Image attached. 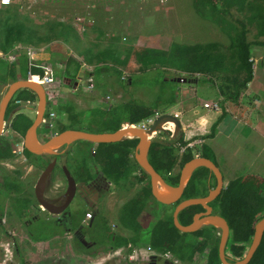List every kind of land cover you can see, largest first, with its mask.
Masks as SVG:
<instances>
[{"label":"trees","instance_id":"16d2710c","mask_svg":"<svg viewBox=\"0 0 264 264\" xmlns=\"http://www.w3.org/2000/svg\"><path fill=\"white\" fill-rule=\"evenodd\" d=\"M193 6L202 19L219 27V30L226 36V42L207 41L194 44L174 39L168 47L164 48L136 47L130 50L131 52L129 51L126 57L131 55L132 58L133 56L138 68L129 73L125 80L122 79V81L120 78L119 65H125L127 62L120 60L114 61L109 66L110 68L104 66L102 69L95 68L91 72L84 71V75H91L96 87L106 92L112 79L116 76L115 74H117L116 77L120 83L125 82V85L134 88L140 83L139 75L146 74L153 69L157 72L156 75H159L157 84L164 86V83L170 79L162 77L166 75L168 69H173L179 73L188 74V79L196 81V83L212 84L224 101L238 102L254 77L252 49L254 45L264 46V0H193ZM12 13L13 8L0 9V47L3 49L11 46L7 30L8 23L15 26L16 36L20 40L48 43L49 41L77 39V32L68 23L60 21L46 23L45 27L42 26V32L39 34V31L31 25H21L15 21ZM16 18L25 19L20 15H16ZM251 27H255L256 30L253 40H250L248 35ZM53 46L60 47L63 51L55 50ZM46 49L50 55V62L63 66L58 70L60 76L65 79H75L81 67L80 61L74 56L68 55L65 46L60 42H54ZM107 53L109 54V52ZM59 54L62 57H58ZM28 62V57L25 54L19 55L12 62L0 60V83L9 84L16 79H25L28 70L32 73L42 72L38 66L30 65L29 68ZM31 62L39 63V61ZM107 72L111 76H108ZM103 73L104 78L101 77ZM196 73L201 76H196ZM169 93L167 98L158 97V100L163 103L162 105L157 104L155 100L148 103V101L133 98L114 103L105 110L91 108L88 111L71 114L70 117H67L68 121L66 122L77 120L84 113H89L94 120L98 121V132L114 131L123 124L137 125L152 116L158 107L171 105L175 99V93L173 91H169ZM158 96H165L162 90ZM14 99L15 102L16 100H35L36 95L33 91L23 88L16 92ZM16 105L14 103L13 106ZM58 106L59 116L60 112L67 110L69 104L63 101ZM31 122V118L19 112L13 115L9 126L12 130L23 135ZM54 122H56L57 129L55 133L65 129L66 126L61 119L55 118ZM162 132L169 133L168 131ZM172 137V139L166 138L165 140L152 139L148 150L149 162L167 183L176 185L179 174L172 175L171 171L176 165L182 166L196 155L207 157L217 164L209 145L201 143L196 146H188L182 141L181 132H176ZM83 142L90 145L89 157L93 159V165L102 171L107 181L111 182V193L116 196L117 193L121 194L125 200L112 206L108 212V217L112 214V219L105 217L102 212L104 209L101 208L94 214V217L90 211L92 219L89 223L81 224L79 216L72 221L71 229H69L68 225L46 216V211L41 209L36 201L33 187L29 181L21 179L20 168L10 169L4 166L2 161L10 160L12 151L9 139L3 135L0 136V200L4 198L10 204L13 213L25 226L29 238L35 241L46 240L78 227L82 234L88 235L87 237L94 241V247H85L77 237L74 240L75 247L90 255L132 244L136 247L148 245L151 250L167 251L181 260L190 258L191 248L189 247L188 234L203 235L207 239H212L213 233L217 230L213 226H204L191 233L181 232L177 229L172 220L173 206L169 213L163 215L161 209L164 210L166 205L159 203L154 198L151 193L149 176L134 159L137 138H125L113 143ZM176 142L182 145L181 154L178 150L179 146L175 145ZM23 153L27 159V165L37 168L43 169L50 161L46 157L49 155H36L25 148H23ZM43 163L45 166L42 165ZM71 165L70 173L76 180H88L92 176V168L86 160V155L75 154ZM214 182L215 176L208 168L198 167L187 182L181 199L203 196L208 185L213 186ZM137 183L140 186L136 188ZM125 193L129 194L127 198ZM153 200L162 207L158 205L157 210L153 205ZM212 206L229 226V237L225 246L226 256L230 261L242 258L251 242L254 223L264 215V177L248 174L238 175L228 180L220 194L213 200ZM201 209V205H190L183 208L178 213V221L183 225L189 224L192 214ZM104 211L106 212V210ZM84 213L82 217L85 216ZM3 215L4 208H0V227ZM40 216H43L44 222H40ZM95 219H100V221L96 222ZM202 229L206 230L205 233L202 232ZM42 230H49L46 237H42L40 234ZM9 237L14 244L15 258L21 264H26L17 238L13 235H9ZM205 264H221L217 246H212L209 249ZM247 264H264V232L259 246Z\"/></svg>","mask_w":264,"mask_h":264},{"label":"rangeland","instance_id":"374dc122","mask_svg":"<svg viewBox=\"0 0 264 264\" xmlns=\"http://www.w3.org/2000/svg\"><path fill=\"white\" fill-rule=\"evenodd\" d=\"M7 8H13L12 14L15 21L21 25H31L39 31V34L42 32V26L45 27L46 23L60 21L71 24L73 22V28L77 32V39L49 41L48 43L18 39L15 26L12 23H8L7 30L9 31L11 46L6 49L0 47V60L2 61L3 57H8L12 52H16L15 54L19 55L25 54L23 51L27 50L28 47L34 53L33 58L40 60L37 54L54 42L62 43L68 55H71L76 50V59L81 63L78 75L82 76V85H78L75 79L70 80L61 77L58 73L59 65L55 66L57 68L55 82L60 95L54 97L56 99L51 101H53L52 106L55 109L54 119H61L66 126L65 128H81L98 132V121L97 119L94 120L89 113H84L77 120L70 122H66L68 121L67 117L80 111L91 110V108L105 110L114 103L133 98H139L145 102L148 101V103L155 100L157 104L162 105L163 103L158 100V97L167 98L166 96L170 95L169 91H173L175 99L172 104L166 107H158L156 112L150 117L148 126L162 113L175 114L180 120L181 126L177 129L174 124L173 130H171L164 127L165 124H163L162 130L154 132L149 138L172 139L173 134L181 132L183 135L182 141L186 144L191 143L193 144L192 146H196L205 143L211 149L214 147L217 154L213 158L216 159L217 166L223 174L224 185H226L228 180L238 175L251 174L264 177V46L254 45L252 49L254 77L236 103L224 101L216 88L210 83L176 81V77L185 76L188 78V74L179 73L173 69H168L166 75L162 77L163 79H170V81L164 83V86L157 84L156 81L159 79V75H156L157 72L151 69L149 70L150 72L139 75L140 83L134 86L135 89L125 85V82L120 83L117 80V74L114 73L116 76L112 79L111 85L106 89V92L97 87L95 92H91L84 89L87 76L83 72L89 70L87 61L93 64L96 63V68L100 67L101 69L104 66H111L116 60L127 62L125 65H119L121 69L120 78L122 80L138 68L133 56L132 58L131 55L126 57L127 53L133 48L160 46L159 44L163 40H165L163 41V47H168L174 39L194 44L207 41L226 42V36L219 30V27L198 15L193 6V0H13V4L0 7V9ZM16 15L25 17V19H18ZM255 31V27H251L248 33L250 40H253ZM90 45L96 52L90 51ZM20 46L24 48L20 49L22 51L16 49ZM53 47L55 50L63 51L60 47ZM60 56L61 54L58 55V57ZM107 75L111 76L109 72H107ZM196 76H201V74L196 73ZM101 77L104 78V73ZM7 86L8 83H0V97ZM161 90L165 96H158ZM108 94L111 95L112 99L109 101L104 100V97ZM30 100L31 103L23 102V105L15 103L19 106L15 109V112L24 113L32 119L35 115L37 100ZM63 101L67 102L69 107L67 106V110L60 112L58 116V105ZM206 102H217L218 108L205 106L204 103ZM54 119L52 122L53 127L44 128V125L41 124L39 128H43L38 129L39 135L45 132L46 135H52L57 131ZM213 126L214 129H212ZM241 130L245 131V137H242V135L238 137L237 132ZM162 131H168L169 133L164 134ZM249 133L255 135L253 146L247 140ZM2 135L9 141L19 144L22 140V136L14 131L5 132ZM175 145L179 146L178 150L180 152L182 145L177 142ZM89 146L83 141H76L60 149L59 153L63 154L62 162L59 163L57 161L52 171L54 183L65 184L64 173L59 165L64 163L70 171L75 154L79 156L86 155L88 164L93 167L94 161L89 157ZM46 157L50 158L51 155ZM2 163L10 169L20 168V173L28 175L25 178L29 179V184L32 187H34L35 180L41 172V168L35 166L31 167V171H29L30 165H27V163L26 166L20 164L19 161H14L13 158L9 161H2ZM42 165L45 166L44 163ZM180 167V165H176L173 172L179 171ZM28 179L24 180L28 181ZM139 186V183L135 185L136 188ZM113 195L114 197H108V201L105 203L106 211L108 212L111 210L112 205L116 206L125 200L121 194L117 193L116 196L113 193ZM128 195L125 193L126 198ZM153 205L157 210L159 206L162 207L159 204L158 206L154 200ZM0 208H4L6 213L3 215L4 221H2L1 227L4 232L13 234L15 237V232L21 234V240L17 238L21 250V245L24 247V240L28 239V237L23 236L24 227L15 213L12 212L13 208L4 198L0 200ZM171 208L172 204L166 205L164 210L161 209V212L165 215L170 212ZM102 212L105 217H108V212L106 213L104 210ZM108 219H112V214ZM39 220L44 222L43 216H40ZM95 220L96 222L100 221V219ZM216 229L212 239H207L203 235H187L190 242L189 247L191 248L189 260H181L175 255L165 254L167 251L151 250L148 245L138 247L142 249L143 253L147 254L143 257L138 256V258L131 260L126 256L130 252L125 254V251H121L118 256L101 260L96 255L104 252L90 255L79 249L76 250L77 248L72 242L70 234L68 237L64 235L58 239L60 241V249L57 251L51 250L52 243L48 244L51 247L50 251L54 252L53 256L42 259L43 251H40L39 254L41 256H36L35 259L37 262H28V260L24 259L28 262L27 264H144L148 256L158 255L167 259L169 264H205L209 249L212 246H217L218 248L220 230ZM202 230L205 233L206 230ZM41 232L42 237H46L49 230H42ZM1 234L2 229L0 230ZM44 251H47V248H44ZM53 257L56 258V263H54ZM16 263L21 264L17 259Z\"/></svg>","mask_w":264,"mask_h":264},{"label":"water","instance_id":"95a60500","mask_svg":"<svg viewBox=\"0 0 264 264\" xmlns=\"http://www.w3.org/2000/svg\"><path fill=\"white\" fill-rule=\"evenodd\" d=\"M175 80L183 82L191 81L186 77L180 76L176 77ZM23 88L33 91L37 99L34 118L23 134V147L36 155L54 156V158H52L41 170L33 187L36 201L42 207V209L47 210L49 213H58L64 209L68 203L67 202L63 206H56L44 196V191L52 179V171L57 164V158L55 156L59 154V151L62 149V147H67L79 140L96 144L113 143L125 138H137V143L135 145L133 154L134 159L138 166L149 176L151 193L161 204L168 205L179 200L193 171L198 167L204 166L214 174L216 184L209 190L208 194L204 196H195L181 199L176 204L172 213L173 223L177 229L186 233L195 232L206 225H211L218 228L220 230V236L217 249L221 264H247L249 262L253 253L259 246L264 232V215L254 223L253 236L245 255L238 260L230 261L228 257H226L225 253V246L229 237V226L221 215L218 213H211L212 206L209 204V202L215 199V197L222 191V188L224 187L223 175L217 164L207 157L194 156L181 166L177 185H171L164 180V178L149 162L148 150L152 141V138H149L150 135L156 131L162 130L163 124L167 121H173L176 128L178 129L181 126V122L175 114L162 113L158 115L149 126L146 127L138 125L130 126L126 124L125 126L122 125L120 128L114 131L101 132L87 131L78 128H65L52 135H40L46 138L44 142H41L38 136V129L41 124L44 125L42 123V119L45 115L46 109L45 91L41 84L29 81L26 78H22L10 82L0 99V136L3 134L4 129L9 126L13 115L16 113L15 110H13L5 118L6 106L15 92ZM47 127L48 125H44V128ZM61 167L67 181V193H69V198L71 199L78 184L66 165H62ZM190 205H201L203 208H205V211L195 213L193 215L192 221L189 224L183 225L178 221V212Z\"/></svg>","mask_w":264,"mask_h":264},{"label":"flooded vegetation","instance_id":"af4514ba","mask_svg":"<svg viewBox=\"0 0 264 264\" xmlns=\"http://www.w3.org/2000/svg\"><path fill=\"white\" fill-rule=\"evenodd\" d=\"M3 61H5V60H3ZM5 62H7V61H5ZM15 95H16V92L6 106L5 118L10 114V112H12L17 107H19L18 104L16 106H13L14 103H19V100H16V102H15V99H14ZM1 97H0V99H1ZM20 103H22V101H20ZM19 105H22V104H19ZM46 112H47V108L45 109V114H46ZM16 113H19V112H16ZM33 118H32V120H33ZM41 128H43V127H41ZM41 128H39V129H41ZM43 134H46V133H43ZM38 136L41 139V141L44 142L46 140V138L40 136L39 134H38ZM62 156H63L62 153H59L58 155L55 156L57 158V161H59V163L62 162L61 161ZM52 158H54L53 155H51L49 160H51ZM62 165H65V164L63 163ZM62 165H59L61 170H62V167H61ZM91 168H92L91 169L92 170V176L88 180H80V179L76 180L75 179L78 185H77L75 192H74L73 196L71 197V199L69 198V196H70L69 193H67V181H66L64 174L62 173L63 178L65 179V184L64 183H61V184L54 183V180H53L54 177L52 176L53 179H51L50 183H48V185L44 191L45 198L47 200H49L50 202H52L56 206H63L67 202L68 203L66 204L64 209H62L58 213H49L47 210H45L47 213L46 216L48 218L54 219L57 222H62L63 224L68 225L67 228L71 229L70 225L72 224V221L76 220V218H78L79 216H80V220H79L80 223L81 224H87L92 219V217H94V214L96 212L100 211L101 208L106 210L105 203L108 201L107 200L108 197L109 198L114 197V195L111 193V182L107 181L106 178L104 177L102 171L98 170L94 165ZM179 172H180V169L177 172H173V170H172L171 174L176 175V174H179ZM215 184H216V179H215L213 186L208 185L207 191L205 194H203V196L208 194L209 190L211 188H213L215 186ZM116 200H117V197H116ZM180 200H181V197L179 198V200L172 203L173 209ZM213 200L211 202H209V204L211 206H212ZM201 208H202L201 210L196 211L192 214V218H193V215L195 213H200V212L205 211V208H203L202 206H201ZM88 211H91L93 213V216L90 219L86 220L85 216H86V213ZM84 212H86V213H84ZM107 212L108 211H106V213ZM83 213L85 214L84 217H82ZM172 213H173V211H172ZM211 213H217V211L214 209L213 206H212V212ZM206 226H211V225H206ZM198 230H196V231H198ZM67 232L70 233V238H71L73 243H74L75 237H77L85 247H87V248L94 247V241L90 240L89 237H87L88 235L86 236V234H82L78 227L74 228L72 231L70 230ZM123 246L126 247L127 245H123ZM144 264H169V261L167 259H164V258L158 256V255H151V256H148L147 261Z\"/></svg>","mask_w":264,"mask_h":264},{"label":"built area","instance_id":"2783aa9c","mask_svg":"<svg viewBox=\"0 0 264 264\" xmlns=\"http://www.w3.org/2000/svg\"><path fill=\"white\" fill-rule=\"evenodd\" d=\"M13 4V0H0V7H5L8 5ZM18 51H22L20 49H24L23 47H18L16 48ZM25 53V55L28 57L29 60V68L30 65L33 66H38L42 72L41 73H32L30 72V70H28L27 72V76L26 79H28L29 81H33L36 82L38 84H41L44 88L45 91V95H46V108H47V114H45V116L42 119V123L44 125H48V127H53L52 126V122L53 119L55 117V109L53 108V101H51L52 99H56L54 97L59 96V91L57 90L58 86L55 82V74L57 73V68H55L56 65L59 64H53L51 63L49 60H38L36 58H33V51L31 50L30 47H28L27 50L23 51ZM16 52H12V54H9L8 57H3L5 61L7 62H12L15 61L17 59V57L19 56V54H15ZM1 55V54H0ZM31 61H39V63H35L34 64ZM58 70L62 69L63 66L60 64L58 66ZM87 68L89 69V67L87 66ZM125 78V77H124ZM123 78V79H124ZM75 80L77 81L78 85H82V76H79L78 74L75 77ZM86 91H91V92H95L96 90V86H95V81L94 78L91 75H88L86 78V87L84 88ZM111 95L108 94L104 97V100H111ZM20 101H22V103H20ZM36 101V100H34ZM33 101V102H34ZM23 102H28L31 103V100H19L20 104H24ZM50 104V105H49ZM35 105V104H34ZM205 106H209L211 108H218L217 102L214 103H204ZM151 117V116H150ZM150 117L147 118L146 120H143L141 123L137 124L138 126H143L146 127L148 126V123L150 122ZM127 125H136V124H127ZM9 131H14L10 128V126H8L7 128L4 129L3 133H8ZM16 132V131H14ZM17 133V132H16ZM19 134V133H17ZM10 145V149L12 151V158L15 159V161H19L20 164H24L26 166V157L24 156L23 153V137L22 140L19 143L14 142V141H10L9 143ZM188 146H192L193 144L191 143H187ZM183 148L180 151V154L182 153ZM91 218V212L88 211L86 213L85 219L88 220ZM2 221H4V218L2 216ZM1 221V222H2ZM2 229V234L0 235V264H15L16 263V259H15V255H14V244L11 240V238L9 237V235H13L10 234L8 232H4L3 228L0 227V230ZM4 232V234H3ZM14 236V235H13ZM121 251H125V254H127L128 252H130L129 254H127L126 256L129 259H135L138 258V256L143 257L144 255H147L145 253H143L141 248H138L136 246H132L131 244H128L126 247L124 246H120V247H116V248H112L109 249L108 251H104V253L96 255L97 257H99V259H108V258H113L115 256H118ZM165 254L168 255H172L170 252H166Z\"/></svg>","mask_w":264,"mask_h":264},{"label":"crops","instance_id":"0c3cea01","mask_svg":"<svg viewBox=\"0 0 264 264\" xmlns=\"http://www.w3.org/2000/svg\"><path fill=\"white\" fill-rule=\"evenodd\" d=\"M71 23V22H70ZM71 26L73 25V22L70 24ZM78 26V25H77ZM72 27H74V25L72 26ZM76 27V26H75ZM165 39V38H164ZM163 40V39H162ZM163 41H165V40H163ZM163 41H161L160 42V46H158V45H155V47H158V48H164L163 47V45H164V43H163ZM81 43H83V41H81ZM47 45H49V44H47ZM134 49V48H133ZM90 50L92 51V52H96V50H93V48L91 47V45H90ZM75 52H76V50L73 52V53H71V55L73 54V56H75V58H76V55H75ZM37 57L40 59V60H49L50 61V55H49V52L47 51V49H45V50H41L38 54H37ZM56 64V63H55ZM59 64V63H58ZM87 64H88V67H90L89 68V70H88V72H91L92 70H94L95 68H96V63H92V62H89V61H87ZM60 65V64H59ZM238 134V137L240 136V135H242V137H245L244 136V133H245V131L244 130H241L240 132H237ZM236 135V134H235ZM254 134L253 133H249L248 134V136H247V140H249L250 141V143H251V145L254 143V141H253V138H254ZM253 146V145H252ZM212 151H213V153H214V155L215 154H217L216 153V149L213 147L212 148ZM11 160V159H10ZM5 161H9V160H5ZM14 161H15V159H14ZM5 164H7L6 162H5ZM31 167H33V166H30V168H29V171H31L30 169H31ZM35 168V167H34ZM28 175H23V173H22V175H21V179H28V178H25V177H27ZM24 177V178H23ZM38 178V177H37ZM37 178H36V180H37ZM36 180H35V182H36ZM28 181H29V179H28ZM35 184V183H34ZM12 212H14V211H12ZM4 213H5V211H4ZM6 214V213H5ZM17 217V216H16ZM18 218V217H17ZM19 219V218H18ZM20 220V219H19ZM23 225V224H22ZM23 227H24V231H23V236L24 237H28V235H27V231H26V228H25V226L23 225ZM15 235H16V238H19L20 240H21V234L19 233V232H15L14 233ZM70 233L69 232H65V233H63V234H59V235H55V236H53V237H50V238H48V239H46V240H40V241H35V240H33V239H31V238H29L28 237V239L26 240H24L25 242H24V247L21 245V253H22V256H23V259L25 258L26 260H28V262H37L35 259H36V256H41V254H39V252L40 251H43V254H42V259H47L46 257H48V256H53L54 255V252H52L53 250H59L60 249V241L58 240V239H60V237H62V236H66V237H68V235H69ZM29 241V242H28ZM56 242V243H55ZM31 245H30V244ZM49 243H52V248L51 247H49ZM56 244V245H55ZM48 245V246H47ZM57 246V248H55ZM44 248L46 249L47 248V251H44ZM50 248H51V250L52 251H50ZM76 250H78V249H76ZM36 251V253H34ZM57 256V255H56ZM25 259H24V261H25ZM53 260H54V263H56V258H52ZM26 262V264L28 263L27 261H25Z\"/></svg>","mask_w":264,"mask_h":264},{"label":"bare ground","instance_id":"6f19581e","mask_svg":"<svg viewBox=\"0 0 264 264\" xmlns=\"http://www.w3.org/2000/svg\"><path fill=\"white\" fill-rule=\"evenodd\" d=\"M165 124V126L164 127H166L167 129H171V130H173V128H174V122L173 121H167V122H165L164 123ZM125 126V125H124ZM130 126H132V125H130ZM152 134H154V133H152ZM40 139V138H39ZM40 141H41V139H40ZM41 142H43V141H41ZM76 144V143H75Z\"/></svg>","mask_w":264,"mask_h":264},{"label":"clouds","instance_id":"9594fccd","mask_svg":"<svg viewBox=\"0 0 264 264\" xmlns=\"http://www.w3.org/2000/svg\"><path fill=\"white\" fill-rule=\"evenodd\" d=\"M35 100H37V99H35ZM45 116V115H44ZM124 125V124H123ZM126 125V124H125ZM22 137H23V135H22ZM196 156H199V155H196ZM31 166V165H30ZM223 175V174H222ZM225 186V185H224Z\"/></svg>","mask_w":264,"mask_h":264}]
</instances>
